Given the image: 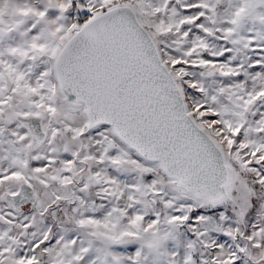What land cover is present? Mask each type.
<instances>
[{"label":"snow or ice","instance_id":"snow-or-ice-1","mask_svg":"<svg viewBox=\"0 0 264 264\" xmlns=\"http://www.w3.org/2000/svg\"><path fill=\"white\" fill-rule=\"evenodd\" d=\"M0 264H264V0H0Z\"/></svg>","mask_w":264,"mask_h":264}]
</instances>
